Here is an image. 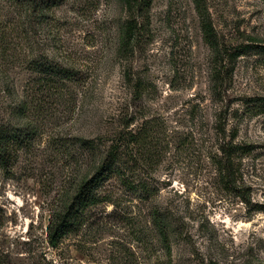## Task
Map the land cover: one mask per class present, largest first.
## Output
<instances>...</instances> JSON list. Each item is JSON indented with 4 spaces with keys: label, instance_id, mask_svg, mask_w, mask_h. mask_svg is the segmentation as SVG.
<instances>
[{
    "label": "rangeland",
    "instance_id": "374dc122",
    "mask_svg": "<svg viewBox=\"0 0 264 264\" xmlns=\"http://www.w3.org/2000/svg\"><path fill=\"white\" fill-rule=\"evenodd\" d=\"M203 2L221 42L264 45V0ZM53 12L57 27L38 26L29 45L13 46L3 63L17 97L3 91L0 71V126L23 123L11 106L31 74L25 54L70 50L89 79L73 87L75 100L42 97V110L31 115L37 125L31 143L9 169L0 166V254L9 252L15 264H264V111L255 100L264 98V52L241 55L228 93L214 98L212 53L194 0H152L148 31L128 63L148 85L146 117L136 113L131 128L145 118L153 127L147 143L129 153L140 159L137 180H146L144 196L151 201L127 197L126 218L110 215L109 205L80 234L50 246L52 215L97 163L77 137L110 145L132 95L124 78L128 64L118 54L129 16L124 1L62 0ZM0 13L5 24V10ZM246 99L255 101L247 105ZM232 140L250 144L251 151L229 162L222 147ZM227 164L231 175L224 172ZM154 203L172 224L170 256L152 231Z\"/></svg>",
    "mask_w": 264,
    "mask_h": 264
},
{
    "label": "trees",
    "instance_id": "16d2710c",
    "mask_svg": "<svg viewBox=\"0 0 264 264\" xmlns=\"http://www.w3.org/2000/svg\"><path fill=\"white\" fill-rule=\"evenodd\" d=\"M123 1L129 16L120 32L118 54L128 64L141 44L144 34L148 31L146 13L151 7L152 0ZM194 1L201 21L203 38L212 53V94L214 98L220 100L228 93L237 59L253 49L260 53L264 52V45L229 46L221 42L203 0ZM61 3L62 0H0V12L4 9L6 18L5 24L0 23V71L6 78L2 88L5 93L15 99L17 97L16 86L10 79V75L6 74L3 63L10 51L15 49L13 46L21 44L22 48H25L29 45L33 32L38 26L54 23L53 28L57 27L58 22H53L56 21L53 9ZM14 38L20 41L15 42ZM57 50L59 52L44 54L42 57L24 55L23 65H26L25 67L31 74L25 85L23 96L11 106L12 112L23 123L18 126H0V166L4 169L11 167L14 158L31 143L35 136L37 125L33 123L34 121L32 122L31 115L42 110L43 107L39 103L42 97L60 98L69 95L75 100L76 93L73 87L87 85L89 78L86 71L84 72L77 61L72 60V52L67 50L61 53L59 48ZM124 78L132 89L131 101L124 108L125 113L120 119V129L111 138V144L106 146L104 142L97 143L94 139L77 137L76 143L79 147L91 154L92 160L97 163L91 176L86 175L81 178L71 201L61 202L62 205L52 215L48 226V243L53 248H59L69 236L78 235L93 224L97 219V211H105L107 206L112 205L110 215L116 214V217L126 218L128 214L127 197L138 195L137 197L141 199L150 200L151 198L150 195L144 196L149 191L146 180H137L139 177L136 173L137 162L140 159L138 158L139 161H137V158H132L129 153L134 144L145 145L147 143L148 132L153 127L152 119L145 118L140 128L135 131L131 128L136 113L146 117L143 100L148 85L144 79L136 76L129 64L125 68ZM255 100L258 105L256 108L264 111V98H255ZM255 100L246 99L245 103L249 105L250 101ZM130 106L138 110L130 113ZM104 138L102 137L101 141H104ZM249 145L248 143H234L232 140L222 147V152L230 162L237 153H249L251 151ZM89 166L88 164L87 167ZM232 169V165L227 164L224 172L231 175L233 174ZM148 217L152 231L156 234L166 254L170 256L172 253V224L169 215L154 203ZM0 264L15 263L10 253L6 251L0 254Z\"/></svg>",
    "mask_w": 264,
    "mask_h": 264
}]
</instances>
